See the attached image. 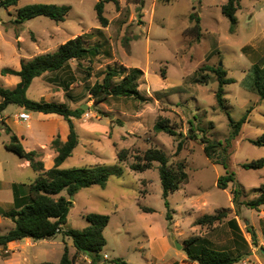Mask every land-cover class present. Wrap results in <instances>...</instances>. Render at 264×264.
<instances>
[{
  "label": "rangeland",
  "instance_id": "1",
  "mask_svg": "<svg viewBox=\"0 0 264 264\" xmlns=\"http://www.w3.org/2000/svg\"><path fill=\"white\" fill-rule=\"evenodd\" d=\"M118 1L119 8L114 2L106 4L107 28H102L97 19L95 6L98 0H21L17 6L0 8V86L12 89L14 79L19 82L17 77L3 76L1 68L20 70L22 60L53 53L65 42L83 36L86 47L98 48V56L81 62L73 60L65 70L35 79L27 95L37 102L66 103L73 110L82 105L94 107L74 121L80 143L62 169L103 164L111 171L121 168L123 174H112L105 188L93 186L80 190L75 196L66 229L88 227L86 217L89 214L110 216L104 231L107 244L102 253V264H115L116 260L127 264H166L172 258L184 264V260L176 256L182 251L175 241L184 248L185 240L205 232L208 237L221 238L214 242L217 247L232 250L235 246L230 241L231 234L236 240L238 235L231 232L228 225L208 229L194 223L200 217L233 205L231 192L235 184L231 183L227 190L217 186L219 178L227 172L235 174L236 187L244 190L241 201L257 198L256 190L264 183V169L243 168L246 163L264 159V148L250 142L264 135V100L244 86L248 76L255 74V66L264 70V0H240L234 32L222 13L228 0H175L170 3L145 0L144 6L141 0ZM35 4L69 6L71 11L64 22L38 17L21 26L16 25L18 9ZM195 13L201 20L199 41L187 34L194 26L191 15ZM19 36L23 40L18 39ZM206 66L223 67L227 77L236 81L224 88L226 110L220 109L216 101L219 87L216 77L209 71L198 72ZM113 68L122 72L125 69L127 72L143 71L139 81L143 100L117 98L96 103L92 99L90 88L96 82H102L108 69ZM205 74L210 75V81L201 84L199 81ZM68 86L69 97L66 94ZM249 109L252 112L241 133L230 140L232 128L228 114L239 121ZM21 111L10 105L5 113L7 121L13 124L16 113ZM25 111L31 115V120L22 122L20 127L31 134L46 137L51 131L65 132L62 123H45L41 118L43 114ZM1 115L3 117V113ZM160 119L169 120L183 136L156 133L154 126ZM190 123L194 125L193 135H198L197 138L189 136ZM28 124L32 125L31 129L27 128ZM6 127L0 121V147L6 139L1 131ZM203 137L213 143H222L223 148L227 141L230 142L227 169L216 164L222 160L223 148L216 150L214 161L209 160L204 152ZM181 139L185 142L184 147L176 155ZM149 148L163 150L172 164L185 163L189 176L188 183L169 196L170 207L175 211L171 223L166 219L168 210L158 164L144 173H136L130 168L135 157L142 156ZM123 149L130 152L126 162H120L118 157ZM140 204L154 209L155 213H145ZM240 211L239 226L251 238L246 231L245 219L249 220L250 226V221L264 214L244 206ZM230 218H233V211L227 221ZM169 232L171 250L165 245ZM64 241L71 256H76L74 264H91L87 255L76 254L73 240L63 235L35 242L37 246L31 251L37 253L41 262L60 264ZM19 243L24 248L25 240ZM236 246L239 251L233 253L245 251L240 243ZM254 248L258 260L245 261V258L239 264H264V245L258 242Z\"/></svg>",
  "mask_w": 264,
  "mask_h": 264
},
{
  "label": "trees",
  "instance_id": "2",
  "mask_svg": "<svg viewBox=\"0 0 264 264\" xmlns=\"http://www.w3.org/2000/svg\"><path fill=\"white\" fill-rule=\"evenodd\" d=\"M21 0H2L0 8L9 9L17 6ZM162 3H170L175 0H158ZM114 2L119 8L118 0H98L95 6L97 12V19L102 28L109 26V20L105 17L106 4ZM141 5L144 6L145 0H141ZM240 0H228L222 7L223 15L231 23V31L234 32L237 24V12L240 9ZM71 11L69 6H56L48 4H35L18 9L17 17L14 23L16 25H23L27 21L38 17H46L55 22H64ZM191 21L194 26L187 30V34L199 41L202 35L201 20L195 13L191 15ZM100 33V29H97ZM84 37L80 36L71 39L53 53H46L37 55L31 59H24L21 61V69L19 71L4 68L1 71L3 76H16L20 81L15 88L8 89L0 86V116L10 106L16 105L33 113H40L44 115L55 114L64 118L68 122L70 134L66 142L61 140L57 135L51 144V149L57 154L54 159L53 168L46 170L42 160L43 155L36 151H27L21 143L18 136L12 132L9 127H6L5 132L10 135V142L5 145L6 150L16 154L18 157L30 162L31 168L38 174L35 182L30 186V196L28 201L20 206L18 210H12L3 214L5 218L11 219L15 227L5 235L0 236V248H6L9 243L22 241L24 239H31L35 242L43 240H52L58 235L73 240V245L76 249V254H84L89 257L91 264H102L104 261L102 253L107 244L104 236V231L109 225L110 216L101 214H89L87 220L89 226L83 230L66 229L68 224L69 214L74 207V201L70 198L75 197L77 193L86 188L99 186L105 188L111 175H122L121 168L111 171L106 165L96 164L90 167L62 169V165L72 157L75 149L78 147L80 141L76 131L74 120L81 119L86 113L81 108L75 110L69 108L66 104L37 102L28 98V91L31 88L35 79L42 77L48 73H54L65 70L71 61L81 62L84 60H91L92 57L98 56L100 51L98 48H88L84 44ZM121 69H108L102 82H96L90 88V95L96 103H107L111 99L117 98H136L143 100L139 91V81L143 76V71L134 70L127 72L126 69L122 72ZM255 74L249 75L245 81L247 89L253 90L254 93L264 100V74L257 66L253 68ZM209 71L216 77L218 82V89L215 94L218 107L226 110L225 87L234 84L236 81L227 77V71L220 66L201 68L198 72ZM123 74V75H122ZM165 76V72H162ZM210 81V75L205 74L200 79L201 84H207ZM70 86L67 88V94ZM69 97V95H67ZM252 110H248L247 114L235 121L228 114L230 125L232 128L230 140H234L241 133L243 125L248 121ZM156 133H166L170 136L183 135L177 133L169 120L160 119L154 126ZM193 123H190V135L197 138ZM253 145L264 148V135L258 139L250 141ZM184 140L181 139L177 146L176 155H179L184 147ZM202 143L205 145L204 152L209 160L214 161V153L217 149L223 148L222 143H213L212 141L202 138ZM230 142L222 149V160L216 164L224 165L227 169L228 151ZM119 161L126 162L130 157L128 149H123L118 153ZM158 164V172L160 176L161 186L163 189V198L167 207L166 219L173 222L174 210L171 209L168 201L169 196L187 184L189 176L185 171V163L179 162L172 164L168 155L161 149L149 148L142 156L137 155L130 168L136 173H144L151 170L155 164ZM243 168L248 170H262L264 169V159H259L251 163H246ZM233 183L232 203L235 208V213L238 218L241 216L240 208L242 206L260 211L264 207V183L256 190L258 197L251 201H241L244 197V190L238 186L236 187V177L234 173L227 172L221 176L217 182L218 188L227 190L229 185ZM65 193V195H64ZM141 209L145 213H155V210L148 207ZM230 208H222L216 210L212 215H205L198 218L194 225L200 227H207L214 229L227 222L230 214ZM231 231L238 235V240L245 242L243 233L236 221V219L227 222ZM172 232V230H170ZM247 232L251 236L252 244L258 246L257 235L252 226L247 227ZM183 251L188 257V262L192 264H238L244 256L248 254L234 255L229 251H220L211 248L202 236H192L184 241ZM76 256H71L68 244L65 243V250L60 264H74ZM115 264H127L124 261L116 260Z\"/></svg>",
  "mask_w": 264,
  "mask_h": 264
},
{
  "label": "crops",
  "instance_id": "3",
  "mask_svg": "<svg viewBox=\"0 0 264 264\" xmlns=\"http://www.w3.org/2000/svg\"><path fill=\"white\" fill-rule=\"evenodd\" d=\"M15 37H16V33H15ZM18 39L23 40V37L19 36ZM20 65H21V62H20ZM4 68H10V67H3L1 68V71ZM16 71H19V70H16ZM12 77H16V76H12ZM17 83H18L17 80L14 79L12 87L15 88ZM1 101L2 99L0 98V102ZM60 104H66V103H60ZM18 108L21 109L22 111L20 113H16L13 124H10V122L7 121L6 116H5V113L8 108L3 112V117L2 115L0 116V121H3L7 125V127H9L12 130V132L18 136V138L20 139L21 143L23 144L24 148L27 151H36L43 155L42 160L44 162L46 170L53 168L54 159L57 156V154L51 149V144L57 135H59L61 137V140L64 142L68 140V137L70 134L68 122H66L64 118L59 115H55V114L44 115L43 114L41 115V118L45 120L44 121L45 123L49 122L51 124V122L54 123V121L60 122L65 128V132L58 134L56 131H51L48 133L46 137L38 133L37 135H33L27 130L20 127L22 122L24 121H22L19 118V115L22 113H25L26 111L24 108H21V107H18ZM27 128L31 129L32 125L28 124ZM1 133H4L6 135V139H3L1 143V147H0V184H1V188H0V236H2L1 233L5 232L6 234L15 227L14 222L11 219L5 218L3 214L9 211H12V210L20 209V206L25 204L28 201L29 196H30V186L35 182L36 178L38 177V174L32 170L30 162L6 150L5 145L10 142V135H8L4 130H2ZM230 209L233 210V218H230L228 221L236 219L238 223L239 218L236 216L234 205H232ZM257 212H259V214H264V207H262L260 211H257ZM245 220L247 221L246 222L247 224L246 231H247V227L249 226V220L248 219H245ZM227 222L220 226L228 225ZM250 222L252 224L250 226H253L256 232L257 243L259 242L260 245H264V215L263 216L259 215L258 219H255V221L252 220ZM174 231L177 233L176 230ZM241 231L243 233L242 229ZM172 233H173V229H172ZM232 235L233 234H231L230 241L231 243L233 242V245L235 246V248L232 250H226V249L217 247L214 242L216 240L221 241V238L218 236H214L211 238V237H208V233L205 232L202 235V238L206 242H208V245L211 248L220 250V251H229L231 253H233L234 251L235 252L239 251L236 245L240 243L245 248V251L243 252L241 251V253L242 254L244 253L245 255L248 254V256H244L243 258V259L246 258L245 261H251V258L258 260V256L256 254L257 249L254 248L257 246H254L252 244V240L251 238H248L247 234L243 233V238L245 242L241 240H236V238L232 237ZM24 240H25L24 248L20 247V243H19L20 241L9 243L6 248H0V254H1L0 256L2 260L0 261L1 262L0 264H53L47 261L41 262L39 260L37 253L31 251L35 249L37 246L35 241L33 242V240L29 238L24 239ZM170 240H171V236L169 232V234H167V236L165 237V245L168 250H171L173 248ZM64 242L66 243V241ZM181 251H182L181 254L176 255V256L184 260L183 261L184 264L190 263L188 262L187 255H184L185 252L183 251V249ZM30 253H33L34 256L31 255ZM29 254L31 256H29ZM233 254L237 255V253H233ZM166 264H180V262L178 261V259L172 258L170 261L166 262Z\"/></svg>",
  "mask_w": 264,
  "mask_h": 264
},
{
  "label": "water",
  "instance_id": "4",
  "mask_svg": "<svg viewBox=\"0 0 264 264\" xmlns=\"http://www.w3.org/2000/svg\"><path fill=\"white\" fill-rule=\"evenodd\" d=\"M81 109H83L84 111H88V110H94V107H89L88 105H82ZM74 200H75V197H71L70 198L71 202H73ZM175 244H176V246L178 247L179 250L183 249V246L179 242L175 241Z\"/></svg>",
  "mask_w": 264,
  "mask_h": 264
},
{
  "label": "built area",
  "instance_id": "5",
  "mask_svg": "<svg viewBox=\"0 0 264 264\" xmlns=\"http://www.w3.org/2000/svg\"><path fill=\"white\" fill-rule=\"evenodd\" d=\"M88 115V114H87ZM19 118L22 120V121H24V122H28V121H30L31 120V116H30V114L29 113H22V114H20L19 115ZM106 258H107V256H106Z\"/></svg>",
  "mask_w": 264,
  "mask_h": 264
}]
</instances>
